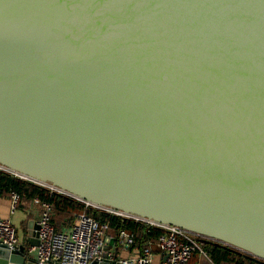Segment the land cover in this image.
<instances>
[{"label": "water", "instance_id": "obj_1", "mask_svg": "<svg viewBox=\"0 0 264 264\" xmlns=\"http://www.w3.org/2000/svg\"><path fill=\"white\" fill-rule=\"evenodd\" d=\"M0 164L264 264V0H0Z\"/></svg>", "mask_w": 264, "mask_h": 264}, {"label": "built area", "instance_id": "obj_2", "mask_svg": "<svg viewBox=\"0 0 264 264\" xmlns=\"http://www.w3.org/2000/svg\"><path fill=\"white\" fill-rule=\"evenodd\" d=\"M0 170L26 180L1 164ZM42 186L47 187L52 192L65 194L50 184ZM10 197L12 200V211L14 212L20 202V195L14 191ZM34 200L36 203L41 204L43 208L36 231L39 244H32L27 250L35 255L39 264H92L95 261L102 262L106 258L110 260L114 259L115 255L109 253L106 248V233L110 229L108 222L100 221L84 210L77 215V221L74 225L69 227L68 230L60 232L56 230L52 222V203L40 200L39 198H35ZM80 201L85 202L87 207L90 206L103 210L115 216L127 217L121 211L118 212L102 206L98 207L85 200ZM128 217L137 222L141 221L149 227H160L163 229V234L156 240L149 241L142 248L139 256L129 259H117V261H122L125 264H153V248L158 247L162 252L167 254L165 264H189L196 251L205 255L211 264H217L211 260L207 251L204 250V236L199 233L191 232L177 225L156 223L147 218ZM119 234V241L125 248L134 244V234L124 229L120 230ZM19 243L17 230L11 219H3L0 215V244L14 248Z\"/></svg>", "mask_w": 264, "mask_h": 264}, {"label": "crops", "instance_id": "obj_3", "mask_svg": "<svg viewBox=\"0 0 264 264\" xmlns=\"http://www.w3.org/2000/svg\"><path fill=\"white\" fill-rule=\"evenodd\" d=\"M35 198L39 197L31 195V193L22 192V195L19 199L20 202L18 203L16 210L13 212L10 191L6 190L4 186L0 185V215L3 219H11L17 230V235L20 242L19 244L25 246L26 249H28V247L32 245V237L37 239L36 231L38 229V222L40 220V215L43 209L41 204L35 202ZM79 213L80 212L75 208H72L71 205L68 207L63 205L60 209H56L53 207L52 218L56 230L60 232L68 230L69 227L76 223L77 215ZM120 230L110 228L106 233V248L109 253L117 255V259L119 260L139 256L142 248L145 247L149 241L153 240L150 238V236L146 237L145 235V240L141 241L140 234H138L139 232L135 234L132 231L124 229L135 235L134 244L130 247L125 248L119 241ZM153 252V264H165L167 260V254L162 252L158 247H154ZM208 256L210 257L209 253ZM189 264L211 263L205 255L201 254L199 251H196Z\"/></svg>", "mask_w": 264, "mask_h": 264}, {"label": "trees", "instance_id": "obj_4", "mask_svg": "<svg viewBox=\"0 0 264 264\" xmlns=\"http://www.w3.org/2000/svg\"><path fill=\"white\" fill-rule=\"evenodd\" d=\"M0 185L4 186L6 190H9L10 195L14 191L17 192L20 197L22 192L31 193V195L38 196L40 200L49 201L56 209L62 208L63 205L66 207L71 205L72 208H75L79 212L86 210L91 216L97 218L98 220L108 222L110 224V228L116 230L127 229L135 234L139 232L138 234H140L141 241L145 240V235L146 237L150 236L151 239L156 240L163 234V229L160 227H149L141 221L137 222L131 218L115 216L103 210H98L90 206L87 207L86 203L83 201L74 199L65 194L62 195L52 192L45 186L36 185L31 181L15 177L9 172L0 170ZM204 250L210 254L211 260L217 264H261L251 259L249 260L232 250L230 251L217 245H208L204 243Z\"/></svg>", "mask_w": 264, "mask_h": 264}]
</instances>
